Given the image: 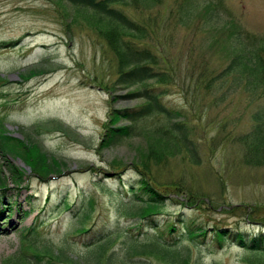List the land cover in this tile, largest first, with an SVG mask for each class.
Instances as JSON below:
<instances>
[{
  "label": "rangeland",
  "instance_id": "obj_1",
  "mask_svg": "<svg viewBox=\"0 0 264 264\" xmlns=\"http://www.w3.org/2000/svg\"><path fill=\"white\" fill-rule=\"evenodd\" d=\"M122 7L146 26L135 40L156 49L173 73L167 104L181 111L197 153L191 156L177 140L156 132L168 128L162 114L140 121L139 132L125 142L101 149L110 107L143 102L119 98L128 90L112 91L117 66L107 40L68 0H0V115L13 135L31 136L51 159L63 162L41 177L15 159L25 179L19 188L2 167L9 191L1 199L13 202V210L0 204V264L22 256L30 244L75 257L87 250L73 233L80 217L62 207L52 210L65 193L81 202L84 189L85 196H96L95 213L129 223L114 193L129 199L125 181L146 172L147 158L167 192L181 193L166 200V217L185 211L209 226L264 228V164L247 162L238 141L253 126L264 93L244 90L245 79L239 83L236 73L223 83L213 80L233 56L236 33L254 35L256 40L244 37L250 44L264 38V0H128ZM70 13L77 22L71 23ZM31 69L39 72L25 78ZM117 170L121 178L113 175ZM40 215L37 232L28 234ZM114 244L120 247L121 240ZM212 251L194 249L191 264H264V257L238 246ZM146 264L164 262L152 255Z\"/></svg>",
  "mask_w": 264,
  "mask_h": 264
},
{
  "label": "trees",
  "instance_id": "obj_2",
  "mask_svg": "<svg viewBox=\"0 0 264 264\" xmlns=\"http://www.w3.org/2000/svg\"><path fill=\"white\" fill-rule=\"evenodd\" d=\"M68 2L74 8V12L87 17L90 24L102 33L115 54L117 71L111 85L112 91L128 90L125 95L119 96L121 99H143L142 103L132 107H110L100 139V148H112L125 142L139 132L140 121L152 115L162 114L169 120V125L167 129L156 132L162 134L166 140L174 138L191 156H194L197 148L189 136L185 122L180 121L181 111L169 107L166 100L167 86L174 75L163 67V56L157 53L156 49L137 41L145 33L146 26L124 10L122 5L128 3V0H68ZM69 18L71 23L78 20L74 15ZM244 37L256 40L254 35L236 33L234 39H231L233 56L213 80H220L223 83V78L236 73L239 83L245 79L242 84L244 90L264 93V86L261 84L264 80V38L258 39L256 44H250ZM37 72L39 71L31 69L22 75L27 78ZM253 119L251 129L241 133L238 141L247 151L245 153L247 162L262 165L264 102L253 114ZM12 131L7 125L6 117L0 115V159L4 161L0 162V204L5 208L8 206L9 213L13 210V202L5 203V200L1 199L5 195L4 192L9 191L8 177L3 175V166L10 172L15 185L19 188L25 179L22 171L14 164L15 159L20 158L30 167L31 172L41 177L53 174L63 165V162L51 159L31 136L21 139L13 135ZM152 150L150 149L148 153ZM147 159L144 161L145 165H142L146 172L141 171L138 163L133 162L141 175L125 181L124 187L129 193V199L126 200L119 193H114L118 208L129 223L121 222L119 215L115 217L107 215L108 213L102 210L95 213L93 210L97 204L96 196H85L84 189H79L81 202L76 199L70 201L69 195L65 193L52 210L62 207L61 212H72L77 218L80 217V226L74 228L73 233L85 244L87 250L75 257L64 249L55 251L51 247L30 244L22 250L26 253L22 256L17 255L15 259L5 264H146L152 255L159 256L164 264H191L194 249L207 248L209 251H217L227 246H238L253 256L264 257V228L249 231L236 226L218 224L209 226L187 216L185 211L177 212L170 218L163 215L166 200L176 201L181 193L169 194L167 187L160 184L149 171ZM121 172L117 170L113 175L121 178ZM42 221L40 215L29 228L28 234L36 233ZM119 240L121 245L116 247L114 243Z\"/></svg>",
  "mask_w": 264,
  "mask_h": 264
}]
</instances>
